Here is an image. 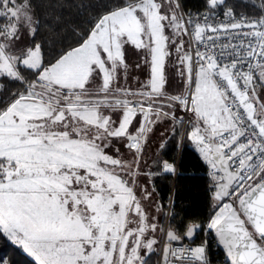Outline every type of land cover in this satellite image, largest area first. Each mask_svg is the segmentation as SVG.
I'll return each mask as SVG.
<instances>
[{
	"label": "snow or ice",
	"instance_id": "6c2138e0",
	"mask_svg": "<svg viewBox=\"0 0 264 264\" xmlns=\"http://www.w3.org/2000/svg\"><path fill=\"white\" fill-rule=\"evenodd\" d=\"M241 2L258 12L100 0L50 48L41 3L0 0V234L35 264H212L206 229L226 264H264V0ZM173 139L211 193L182 230L155 183Z\"/></svg>",
	"mask_w": 264,
	"mask_h": 264
},
{
	"label": "trees",
	"instance_id": "16d2710c",
	"mask_svg": "<svg viewBox=\"0 0 264 264\" xmlns=\"http://www.w3.org/2000/svg\"><path fill=\"white\" fill-rule=\"evenodd\" d=\"M42 4L37 15L41 21L40 36L45 39L50 48L72 42L73 31H84L89 21L96 15L100 0H37ZM187 11L198 12L204 9L205 0H182ZM238 11L256 14L258 9L241 0H227ZM166 158L173 160L177 167V176L165 175L156 179V188L159 199L164 202L167 210L168 199L172 198L176 225L183 229L184 221L198 219L206 222L211 211V193L209 190L208 166L202 161L199 154L189 145L178 149L175 140L169 142L165 152ZM164 216L162 213V220ZM212 238V239H211ZM215 241L213 233L206 229L196 236L195 242L201 240ZM212 264H226L225 255L215 250L210 244L208 250ZM158 252L149 257L150 264H157ZM6 264H35L17 244L0 234V262Z\"/></svg>",
	"mask_w": 264,
	"mask_h": 264
},
{
	"label": "built area",
	"instance_id": "2783aa9c",
	"mask_svg": "<svg viewBox=\"0 0 264 264\" xmlns=\"http://www.w3.org/2000/svg\"><path fill=\"white\" fill-rule=\"evenodd\" d=\"M177 174H178V172H176V174L174 175V177H176L177 176ZM212 239V238H211ZM207 240L208 241V250H209V248H210V244H212V246H213V248L215 249V250H219L220 251V247H219V244L217 243V240H216V238H215V241H213L212 243H210L212 240ZM197 244H198V242H196ZM200 243V242H199ZM226 259V258H225ZM159 260H160V254L158 253V260H157V264H158V262H159ZM2 262H4V261H2Z\"/></svg>",
	"mask_w": 264,
	"mask_h": 264
},
{
	"label": "rangeland",
	"instance_id": "374dc122",
	"mask_svg": "<svg viewBox=\"0 0 264 264\" xmlns=\"http://www.w3.org/2000/svg\"><path fill=\"white\" fill-rule=\"evenodd\" d=\"M130 58L133 59V60L135 59L134 50H131V52H130ZM142 78H143V76H142ZM160 218L162 219V213L160 214Z\"/></svg>",
	"mask_w": 264,
	"mask_h": 264
},
{
	"label": "water",
	"instance_id": "95a60500",
	"mask_svg": "<svg viewBox=\"0 0 264 264\" xmlns=\"http://www.w3.org/2000/svg\"><path fill=\"white\" fill-rule=\"evenodd\" d=\"M216 238V237H215ZM196 239V238H195ZM219 247H220V252H222L223 254H224V251H223V248H222V246H220L219 245ZM225 255V254H224Z\"/></svg>",
	"mask_w": 264,
	"mask_h": 264
}]
</instances>
